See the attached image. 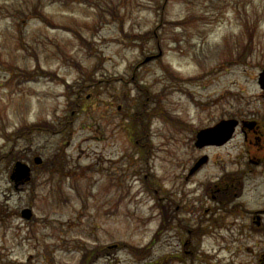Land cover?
Returning <instances> with one entry per match:
<instances>
[{"label": "rangeland", "instance_id": "obj_1", "mask_svg": "<svg viewBox=\"0 0 264 264\" xmlns=\"http://www.w3.org/2000/svg\"><path fill=\"white\" fill-rule=\"evenodd\" d=\"M263 68L264 0H0V264H256L201 232L194 198L205 181L185 184L199 152L184 131L263 114ZM139 108L138 121L127 115ZM12 146L36 177L20 190L3 157ZM35 155L45 162L35 166ZM222 164L196 178L220 175ZM158 193L181 202L182 231L156 233Z\"/></svg>", "mask_w": 264, "mask_h": 264}, {"label": "flooded vegetation", "instance_id": "obj_2", "mask_svg": "<svg viewBox=\"0 0 264 264\" xmlns=\"http://www.w3.org/2000/svg\"><path fill=\"white\" fill-rule=\"evenodd\" d=\"M224 118L235 119L237 122L228 142L197 148L200 153L208 148H218L210 149L216 156L208 154V162L215 164L221 161L225 164V169L220 175L204 179V192L198 193V196L205 195L212 206H206L204 203L198 213L205 210V215L199 218L201 222L204 218L205 224L213 230L225 233L224 237L218 236L219 240L216 241L220 249L234 244L230 249L235 246L241 251L244 249L243 253L253 255L256 264H264V113L249 116L225 114L219 120ZM196 130L197 128L194 131ZM192 138L194 139L191 137V140ZM237 139L236 146L229 149V144ZM185 179V183L193 181L188 180L187 175ZM23 184L22 182L13 185L20 190L24 188ZM164 195V207L168 216V195ZM177 224L181 226L179 218ZM189 232L192 233L193 230ZM193 240L191 236L185 241L182 239L184 245L194 243ZM1 264L23 263L11 260Z\"/></svg>", "mask_w": 264, "mask_h": 264}, {"label": "water", "instance_id": "obj_3", "mask_svg": "<svg viewBox=\"0 0 264 264\" xmlns=\"http://www.w3.org/2000/svg\"><path fill=\"white\" fill-rule=\"evenodd\" d=\"M149 58H151V57H148L147 60ZM259 81H260L262 87H264V70L261 72V76L259 78ZM235 123H236L235 121H231V120L222 121L213 128H208V129L202 130L199 133V137H201V140H203V143L215 142L219 137H221V135H218L214 132L222 130L224 133H227L231 128H233ZM214 139H215V141H214ZM224 140H225V138H222L221 140H218V142L221 143ZM40 160H41L40 157L36 158V161L39 162ZM198 166H199V164L194 169H196ZM12 177H25V179H29L30 178V167L25 163L17 162L15 169H14V172L12 174ZM23 215L26 217H29L30 216V209L29 208L24 209Z\"/></svg>", "mask_w": 264, "mask_h": 264}, {"label": "trees", "instance_id": "obj_4", "mask_svg": "<svg viewBox=\"0 0 264 264\" xmlns=\"http://www.w3.org/2000/svg\"><path fill=\"white\" fill-rule=\"evenodd\" d=\"M96 7L98 8L100 12V9L102 6L100 4H96ZM32 10H33V13L36 15V17L38 16L37 18L41 20H44L46 18L45 12L40 4H35L32 9L30 8L31 13H32ZM150 33L151 32H149L147 35H149ZM151 36H152V33H151Z\"/></svg>", "mask_w": 264, "mask_h": 264}]
</instances>
